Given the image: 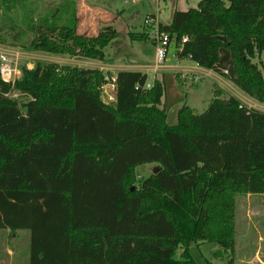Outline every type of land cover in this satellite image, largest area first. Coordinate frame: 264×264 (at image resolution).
Segmentation results:
<instances>
[{
	"label": "trees",
	"instance_id": "1",
	"mask_svg": "<svg viewBox=\"0 0 264 264\" xmlns=\"http://www.w3.org/2000/svg\"><path fill=\"white\" fill-rule=\"evenodd\" d=\"M28 2L0 0V44L106 60L112 25L85 35L71 0L37 18ZM160 29L178 58L264 103L254 61L264 60V0H200ZM128 37L148 40L143 30ZM106 74L22 62L12 90L26 101L5 97L11 87L0 79V229L28 230V264H197L189 246L205 241L232 251L235 197L264 194V112L213 84L202 113L182 105L169 125L162 80L147 88L146 73L118 71L109 105ZM143 165L152 172L138 179Z\"/></svg>",
	"mask_w": 264,
	"mask_h": 264
},
{
	"label": "rangeland",
	"instance_id": "2",
	"mask_svg": "<svg viewBox=\"0 0 264 264\" xmlns=\"http://www.w3.org/2000/svg\"><path fill=\"white\" fill-rule=\"evenodd\" d=\"M26 4L34 10L33 16L47 15L57 6L60 0H28ZM200 0H71L73 10L76 11L78 19V31L85 35H93L98 29L105 25H112L117 31V36L104 48L106 58L114 65L113 72L119 70L118 66L125 67L134 61H143L147 64L153 63V48L151 36L148 30L143 28V19L148 14H155L162 25L170 22L172 12L185 11L194 8ZM11 18L12 16L9 15ZM17 24H21V7L17 6V13L13 14ZM0 17L1 15L0 10ZM36 17V18H37ZM25 30L22 37L27 42L32 33ZM143 30L148 35L146 41H131L128 32H140ZM9 42V38L7 39ZM1 48H11L19 55L17 57V68L25 62L27 68L31 69L34 63L51 62L59 65H84V61L100 64L97 60L87 59L80 56L55 55L40 51H30L20 47H11L0 44ZM16 56V55H15ZM62 59H67L65 62ZM106 59V61H107ZM73 61V62H72ZM264 75V60L256 58ZM81 62V64H80ZM186 62V61H185ZM73 63V64H72ZM83 63V64H82ZM184 63V62H183ZM182 63V64H183ZM101 65V64H100ZM85 66V67H93ZM162 69V68H160ZM151 71V70H149ZM108 76H112L107 74ZM152 73L148 72L149 81ZM224 78L223 75H219ZM178 77V74H177ZM187 77L176 79L172 72H167L164 78L165 92L161 106L168 113L167 122L171 123L172 114L175 113L179 100L192 106L196 114L202 113L209 101L212 99V87L215 83L213 77L202 76L198 83L193 84L185 81ZM184 80V81H183ZM183 83H182V82ZM150 83V82H149ZM220 87L219 85H217ZM221 88V87H220ZM224 91L225 96L226 92ZM21 101L28 97L21 96L15 91ZM260 104V103H258ZM176 123V121H175ZM151 166L138 168V179H142L152 172ZM235 243L232 251H224L215 243L201 242L197 245L190 244L189 250L197 264H225L228 256L233 258L234 264H264V194L263 195H237L235 197ZM182 248L177 249L175 258L179 259ZM29 261V232L18 230L12 232L8 229H0V264H28Z\"/></svg>",
	"mask_w": 264,
	"mask_h": 264
},
{
	"label": "crops",
	"instance_id": "3",
	"mask_svg": "<svg viewBox=\"0 0 264 264\" xmlns=\"http://www.w3.org/2000/svg\"><path fill=\"white\" fill-rule=\"evenodd\" d=\"M6 49L9 51H12L11 48H6ZM152 54H153V63L152 64H147L146 62H143L141 60L134 61L133 64H127V65H125V67L118 66V68H120V69L116 70L115 73L113 72L115 70V69H113V68H115V67H113L114 65H112V63H110L107 58H106L107 61L106 60L105 61H99L101 65L100 64L95 65L93 62L91 63L90 61H87V60L84 61L85 66L94 65L93 67H85V66H81V65H73V66L86 68V69H95L96 68V69L102 70L104 72H107L113 76H115V74L121 70L140 71V72L146 73L147 80H148V82H150V84L155 79L159 80V81L162 80L164 82L165 74L167 72H172L174 74V76L176 77V79H178V80H179V78H182V76H187V79L185 81H187V80L190 81L189 77H191V76H198L199 80L201 79L202 76H210V77H213V79L215 81L214 84L219 85L221 88H223L227 95H232V96L236 97L239 101H241L244 105H246L248 107H251V108H254V109H257L259 111L264 112V103H260V102L256 101L255 99L251 98L249 95H247L242 90H240L233 82H231L226 77L223 76L224 78H222L219 76L221 74H218L212 70L205 69V68L198 66L196 63L191 61L188 57L178 58L176 56V50H175V47L173 45H171L167 50L166 60L164 62V65L161 67L162 69H160V68L158 70L153 69L154 62H155L154 48H153ZM62 60H64V61H61L60 63L65 62V60H67V59H62ZM80 64H81V62H80ZM149 70H151V71H149ZM148 72H151L153 74L150 81L148 78ZM177 74H178V77H177ZM190 83L196 84L198 82L194 83V82L190 81ZM109 93H110L109 94L110 96L114 97V89L113 88H111V87L109 88ZM104 99L105 98L102 97L103 102H105ZM258 103H260V104H258ZM182 105H187L192 110V112L195 113L190 104H187L182 99H180L179 105L177 106L175 113L172 114L171 123L167 122L169 125L175 124L176 116H177V110ZM160 107H162V106L160 105ZM166 113H167V110H166ZM167 117H168V113H167ZM166 121H167V118H166ZM143 166L153 167V165H143ZM143 166H141V167H143Z\"/></svg>",
	"mask_w": 264,
	"mask_h": 264
},
{
	"label": "built area",
	"instance_id": "4",
	"mask_svg": "<svg viewBox=\"0 0 264 264\" xmlns=\"http://www.w3.org/2000/svg\"><path fill=\"white\" fill-rule=\"evenodd\" d=\"M134 1V0H132ZM142 29L145 28L148 30V34L152 38L154 44V70H158L164 65L166 60L167 50L173 45V42L170 39V36L165 31L161 30V23L159 22L155 14H148L143 19ZM186 37H182V43L186 41ZM174 46V45H173ZM182 45L179 46V48ZM16 55V56H15ZM17 57L19 55L15 51H9L6 48L0 47V79L2 82L6 83L11 87V90L7 93H4V96L10 99L17 98L15 91L12 90L15 81L20 77V70L17 68ZM226 73V71H224ZM187 77V76H182ZM105 84L100 88L101 99L104 97V103L112 105L115 103V97L110 96L109 88L114 89V80L115 76L105 75ZM191 82H198V76L189 77ZM151 84L148 82L146 87L149 88Z\"/></svg>",
	"mask_w": 264,
	"mask_h": 264
},
{
	"label": "water",
	"instance_id": "5",
	"mask_svg": "<svg viewBox=\"0 0 264 264\" xmlns=\"http://www.w3.org/2000/svg\"><path fill=\"white\" fill-rule=\"evenodd\" d=\"M158 170H159V168L158 167H155L154 168V173H156Z\"/></svg>",
	"mask_w": 264,
	"mask_h": 264
}]
</instances>
